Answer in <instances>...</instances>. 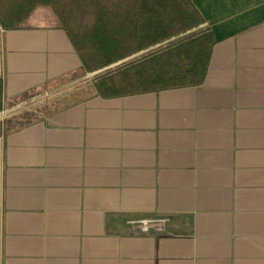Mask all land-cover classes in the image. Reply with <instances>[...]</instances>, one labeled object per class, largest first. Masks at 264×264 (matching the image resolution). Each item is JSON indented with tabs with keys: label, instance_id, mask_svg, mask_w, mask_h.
<instances>
[{
	"label": "crops",
	"instance_id": "0c3cea01",
	"mask_svg": "<svg viewBox=\"0 0 264 264\" xmlns=\"http://www.w3.org/2000/svg\"><path fill=\"white\" fill-rule=\"evenodd\" d=\"M190 2L205 81L158 93L108 95L43 8L0 28V264H264V0Z\"/></svg>",
	"mask_w": 264,
	"mask_h": 264
},
{
	"label": "trees",
	"instance_id": "16d2710c",
	"mask_svg": "<svg viewBox=\"0 0 264 264\" xmlns=\"http://www.w3.org/2000/svg\"><path fill=\"white\" fill-rule=\"evenodd\" d=\"M37 8L51 10L84 69L97 73L108 95L205 81L214 39L190 0H0V28H22ZM2 100L0 79V115Z\"/></svg>",
	"mask_w": 264,
	"mask_h": 264
},
{
	"label": "built area",
	"instance_id": "2783aa9c",
	"mask_svg": "<svg viewBox=\"0 0 264 264\" xmlns=\"http://www.w3.org/2000/svg\"><path fill=\"white\" fill-rule=\"evenodd\" d=\"M164 222V220L138 219L130 220L127 224L141 233H148L155 225H162Z\"/></svg>",
	"mask_w": 264,
	"mask_h": 264
},
{
	"label": "rangeland",
	"instance_id": "374dc122",
	"mask_svg": "<svg viewBox=\"0 0 264 264\" xmlns=\"http://www.w3.org/2000/svg\"><path fill=\"white\" fill-rule=\"evenodd\" d=\"M43 9L45 10L44 12H46V14L53 15L51 10H49L47 8H43ZM4 117L6 118L7 115H5ZM4 117H3V115H0V122H3V120L5 119Z\"/></svg>",
	"mask_w": 264,
	"mask_h": 264
}]
</instances>
